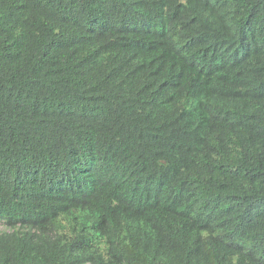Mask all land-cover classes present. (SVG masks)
I'll return each mask as SVG.
<instances>
[{
    "label": "trees",
    "instance_id": "1",
    "mask_svg": "<svg viewBox=\"0 0 264 264\" xmlns=\"http://www.w3.org/2000/svg\"><path fill=\"white\" fill-rule=\"evenodd\" d=\"M0 264H264V0H0Z\"/></svg>",
    "mask_w": 264,
    "mask_h": 264
},
{
    "label": "rangeland",
    "instance_id": "2",
    "mask_svg": "<svg viewBox=\"0 0 264 264\" xmlns=\"http://www.w3.org/2000/svg\"><path fill=\"white\" fill-rule=\"evenodd\" d=\"M2 230H4L3 227H0V232H1Z\"/></svg>",
    "mask_w": 264,
    "mask_h": 264
}]
</instances>
